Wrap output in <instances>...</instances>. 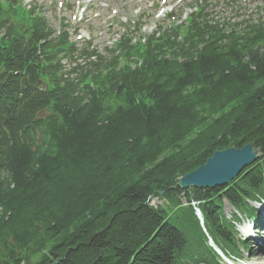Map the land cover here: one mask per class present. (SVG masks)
I'll return each instance as SVG.
<instances>
[{
    "label": "trees",
    "instance_id": "16d2710c",
    "mask_svg": "<svg viewBox=\"0 0 264 264\" xmlns=\"http://www.w3.org/2000/svg\"><path fill=\"white\" fill-rule=\"evenodd\" d=\"M197 6L100 53L0 0V264H223L210 238L254 252L238 226L260 220L264 157L226 187L172 190L217 151L264 154V20L227 34Z\"/></svg>",
    "mask_w": 264,
    "mask_h": 264
},
{
    "label": "rangeland",
    "instance_id": "374dc122",
    "mask_svg": "<svg viewBox=\"0 0 264 264\" xmlns=\"http://www.w3.org/2000/svg\"><path fill=\"white\" fill-rule=\"evenodd\" d=\"M22 6L27 8L32 5L40 9V13L49 21L51 27L58 31L62 29L64 24H71L70 37L71 42L80 41L77 45L78 49L83 50L90 46L91 49L96 48L100 52L105 53L106 47L111 46L114 39H119L120 36L126 31V25L131 22L135 23L141 20L145 24V31L152 33L159 24L165 22V16H160L162 12L160 9L163 7H173L175 12L179 15L177 21L186 18L192 13L190 5H199L201 0H21ZM64 4L61 9L60 4ZM211 6L208 7L207 12L210 14L218 13L219 8L215 10L216 0H208ZM166 4V5H161ZM252 5V6H251ZM257 5H264V0H253L251 4L245 6L240 3L244 14L241 18L251 17L250 12L255 10ZM246 7V9L244 8ZM160 10V12H159ZM195 9L193 10V12ZM183 12V13H182ZM38 13V12H37ZM227 17L234 18V12L229 11L225 13ZM262 18L264 19V11H262ZM77 17V18H76ZM258 19V18H256ZM169 23V22H167ZM77 35H83L84 39L78 40ZM74 42V43H75ZM163 201L153 199L151 205L155 207L162 206ZM185 204V202H184ZM255 207L261 212L264 209V203L254 204ZM233 211L232 208L227 206L226 213L229 215ZM263 212V211H262ZM242 224L239 226L241 237L238 239H248L251 234L250 243L253 247V254L244 252L241 261L236 264H264V260L259 257L260 245L258 239L264 240L263 230L256 227L252 218H243ZM247 230L245 231L244 229ZM246 232V234H245Z\"/></svg>",
    "mask_w": 264,
    "mask_h": 264
},
{
    "label": "water",
    "instance_id": "95a60500",
    "mask_svg": "<svg viewBox=\"0 0 264 264\" xmlns=\"http://www.w3.org/2000/svg\"><path fill=\"white\" fill-rule=\"evenodd\" d=\"M27 85V80L24 81ZM43 86L38 85V87ZM6 126V124H5ZM264 154L254 143L242 148L233 147L223 151H217L207 160V162L197 170L182 177L179 182L172 187L188 190L197 189H216L228 186L236 180L243 171L262 159ZM164 193H161L163 196ZM199 216L198 213H196Z\"/></svg>",
    "mask_w": 264,
    "mask_h": 264
},
{
    "label": "bare ground",
    "instance_id": "6f19581e",
    "mask_svg": "<svg viewBox=\"0 0 264 264\" xmlns=\"http://www.w3.org/2000/svg\"><path fill=\"white\" fill-rule=\"evenodd\" d=\"M259 257L264 260V243L262 245V250L259 252Z\"/></svg>",
    "mask_w": 264,
    "mask_h": 264
}]
</instances>
